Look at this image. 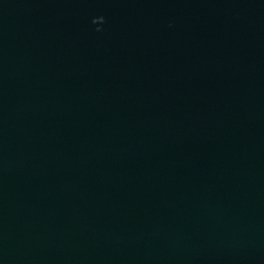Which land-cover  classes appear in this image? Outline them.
Here are the masks:
<instances>
[{
  "label": "water",
  "instance_id": "1",
  "mask_svg": "<svg viewBox=\"0 0 264 264\" xmlns=\"http://www.w3.org/2000/svg\"><path fill=\"white\" fill-rule=\"evenodd\" d=\"M0 264H264V0H0Z\"/></svg>",
  "mask_w": 264,
  "mask_h": 264
}]
</instances>
